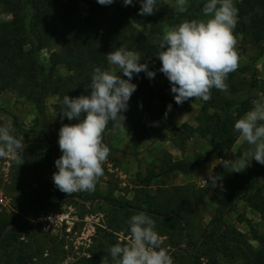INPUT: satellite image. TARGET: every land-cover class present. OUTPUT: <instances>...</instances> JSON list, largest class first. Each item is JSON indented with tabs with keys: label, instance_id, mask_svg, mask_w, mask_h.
<instances>
[{
	"label": "trees",
	"instance_id": "16d2710c",
	"mask_svg": "<svg viewBox=\"0 0 264 264\" xmlns=\"http://www.w3.org/2000/svg\"><path fill=\"white\" fill-rule=\"evenodd\" d=\"M234 1L239 9V21L234 34L253 46L257 59H260L264 55V0ZM158 3L159 11L144 16L149 22L150 31L143 34L130 22L132 16L140 17V6L125 7L123 0H114V3L107 6L100 5L97 0H0V9L13 17L9 21H0V91H12L33 101L39 121L45 115V99L49 96L57 97L54 126L59 131L62 124L78 122L75 119L69 121L66 117L61 121L59 110L63 107V97L88 94L94 68L111 70L106 54L124 47L139 51L141 63L147 62L149 69L156 75L154 79H149L144 72L133 74L132 83L137 85V90L130 98L128 110L124 113L125 125L121 127L138 133L142 130L146 115L150 117L151 124H160L168 105L173 108L176 102L166 93L167 89L171 90L168 79L159 72L161 62L157 58L158 40L164 27L192 20L207 0H187V11L177 17L164 11L161 0ZM55 40L60 42V50L51 53L48 61L43 63L41 53ZM238 51L240 56L244 55L243 48ZM115 68L122 78L127 79ZM241 71L245 72L247 68L229 75L228 91L212 89L211 99L207 102L201 100L202 106L195 127L184 125L172 132L175 145L181 147L194 135H198L212 152L223 153L234 146L239 138L234 124L253 107L251 100L254 86L238 78L237 73ZM163 80L167 81L166 85ZM241 94L245 100H232L228 97ZM83 115L86 114H82L81 118ZM109 125L112 127L113 123ZM40 156L47 155L43 152ZM205 162L206 159L193 162L165 161L161 165L165 168L162 173L185 174L190 168ZM38 164L39 159L35 161V165ZM150 178L141 183L144 187L143 200L139 202L145 206L142 209L132 204L120 205L118 208L112 200L97 193L96 188L93 192L83 194L87 201L102 200L113 208L114 213H123V216L131 215L133 211L126 210L133 209L148 213L158 224L156 228L160 229L161 237H167L164 234H169V231L178 233L189 264H264L263 237L255 234L253 239L257 246H251L236 229L223 224L225 213L233 209L236 200H243L264 222V196L258 190L252 191L256 180L241 182L240 187L234 191L236 196L227 199L228 209L209 222L199 239L191 241L187 235L189 223L185 198L181 192L183 189H174L170 194L167 190H157L151 195L147 190ZM118 214L110 221L107 229L112 231L120 228L116 221ZM30 230L31 223L28 220L0 212V264H34L38 257L40 259L44 255L48 237L42 234L37 238L29 234ZM101 232L104 233L106 245L100 244L91 251L90 258H80L72 264H101V258L108 255L110 247L121 243L113 231ZM42 262L44 264L46 260ZM48 264L56 263L51 261Z\"/></svg>",
	"mask_w": 264,
	"mask_h": 264
},
{
	"label": "rangeland",
	"instance_id": "374dc122",
	"mask_svg": "<svg viewBox=\"0 0 264 264\" xmlns=\"http://www.w3.org/2000/svg\"><path fill=\"white\" fill-rule=\"evenodd\" d=\"M161 3L168 15L177 17L180 14L174 6L175 0H161ZM234 3L236 5V1ZM134 5L141 7L139 0H134ZM12 19L11 15L0 9V21ZM193 19L206 17L201 10ZM130 22L139 32L149 33L150 25L146 17L132 16ZM167 28L164 27L163 32ZM236 38L237 49H244L237 70L247 68V71L238 72L237 75L254 86L251 100L253 106L255 100L264 99V55L257 59L255 48L241 36ZM59 50L60 42L53 41L41 53V61L46 63L50 54ZM111 69L116 71L114 65H111ZM163 83L166 85L167 81L163 80ZM166 93L174 98L170 89ZM228 97L232 100H245L243 94ZM57 101L54 96L45 99V115L39 121L33 101L12 91H0V125L11 121L16 129L15 135L18 138L24 137L26 144L23 153L25 162L22 165L18 166L11 158L0 159V197L5 204H0V212L28 220L31 223L30 235L39 238L43 234L48 237L47 251L34 264H43L42 260H46L44 264L51 261L56 264H72L80 258H90L91 251L100 244L106 245L101 230L109 233L113 231L118 242L126 244L130 236L128 221L132 215L139 213L136 209L126 210L133 213L123 216V213H114L113 208L102 200L87 201L83 192L67 195L55 187L52 179L53 173L58 171L55 160L62 155L58 145L59 131L54 126ZM201 106V100L176 104L171 110H166L161 123L155 125L150 123V117L146 115L142 130L138 133L126 130L119 124L112 127L108 125L103 140L109 146L110 154L103 165L104 175L97 183L96 192L112 200L118 208L120 205L132 204L142 209L145 206L139 202L143 200L144 187L141 183L150 176L147 190L151 195L157 190H167L170 194L174 189H183L181 192L185 198L189 223L187 235L191 241L199 239L209 222L228 209L227 199L236 196L234 191L240 187L241 182L256 180L252 191L258 190L264 196V165L253 159L251 165L240 173L229 172L222 165L223 160L239 159L253 146L238 138L229 151L212 152L198 135H194L181 147L173 143L172 132L175 129H181L184 125L196 126ZM43 152L47 156L41 157ZM38 159L39 164L36 166L35 161ZM205 159L204 164L190 168L185 174L162 173L165 168L161 165L165 161L193 162ZM209 171L220 176L216 178L217 183H210ZM117 214V226L120 228L111 231L107 228ZM223 224L236 229L251 246H257L253 239L255 234L264 238V222L243 200L234 202L233 209L225 213ZM156 231L159 233L160 229L156 228ZM169 232L164 234L167 237H162L163 246L168 248L174 264H189L182 251L185 248L183 241L178 233Z\"/></svg>",
	"mask_w": 264,
	"mask_h": 264
},
{
	"label": "clouds",
	"instance_id": "9594fccd",
	"mask_svg": "<svg viewBox=\"0 0 264 264\" xmlns=\"http://www.w3.org/2000/svg\"><path fill=\"white\" fill-rule=\"evenodd\" d=\"M97 2L107 6L114 0ZM139 3L140 16L154 15L160 8L158 0H139ZM123 6H134V0H123ZM174 6L184 13L187 0H175ZM202 12L206 19L184 20L165 29L158 40L159 72L168 79L177 105L189 100L207 102L211 99L212 89L228 91V77L240 64L241 56L234 34L239 9L234 0H207ZM106 58L127 79L115 69L95 67L88 94L77 97L65 95L63 107L59 110L61 121L65 117L69 121H78L62 124L58 134L62 155L55 160L58 171L53 173L52 179L55 187L67 195L95 191L110 154L103 134L110 122L114 126L125 125L124 113L137 90V85L132 83L133 74L144 72L149 79L156 75L147 62L141 63L139 51L119 47L107 53ZM168 110H171V105H168ZM82 114L86 115L81 118ZM234 130L239 133L241 141L253 147L239 159L223 160V167L229 172L240 173L251 165L253 159L264 165V99L253 102L251 110L236 120ZM15 132L11 121L0 125V159L11 158L20 166L25 162L26 144L24 137L18 138ZM217 177L220 176L209 171L210 183H217ZM128 223L130 236L127 243L110 247L108 255L101 258V264H174L156 231V222L148 213L141 211L132 215Z\"/></svg>",
	"mask_w": 264,
	"mask_h": 264
},
{
	"label": "built area",
	"instance_id": "2783aa9c",
	"mask_svg": "<svg viewBox=\"0 0 264 264\" xmlns=\"http://www.w3.org/2000/svg\"><path fill=\"white\" fill-rule=\"evenodd\" d=\"M0 204L3 205V206H5L4 201L2 200L1 197H0ZM62 219H63V218H62ZM62 219H61V222H62Z\"/></svg>",
	"mask_w": 264,
	"mask_h": 264
}]
</instances>
